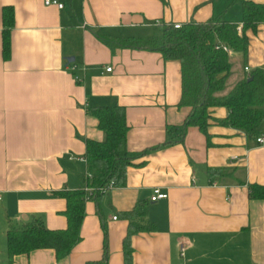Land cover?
<instances>
[{
  "label": "crops",
  "instance_id": "obj_1",
  "mask_svg": "<svg viewBox=\"0 0 264 264\" xmlns=\"http://www.w3.org/2000/svg\"><path fill=\"white\" fill-rule=\"evenodd\" d=\"M59 1L62 8L43 0H0V264H126L130 218L124 213L130 211L136 224L150 228L131 234L129 264H264V198H250L248 190V184L264 186V143L211 121V144L188 126L182 141L162 145L170 137L167 127L181 126L188 112L178 107L180 63L119 43L148 36L142 34L156 20L219 18L237 23L242 34L241 3ZM4 7L11 10L7 58L1 52ZM245 33L246 52L229 54L221 95L255 69L264 79V22ZM115 104L125 109L129 151L159 146L127 168L123 185L85 200L80 240L65 256L41 248L9 261V226L39 216L47 229L65 228V201L57 192L84 186V140L104 139L89 110ZM211 115L223 119L227 110L213 107ZM209 168L225 174L211 179ZM156 187L167 197L151 201Z\"/></svg>",
  "mask_w": 264,
  "mask_h": 264
},
{
  "label": "trees",
  "instance_id": "obj_2",
  "mask_svg": "<svg viewBox=\"0 0 264 264\" xmlns=\"http://www.w3.org/2000/svg\"><path fill=\"white\" fill-rule=\"evenodd\" d=\"M241 3L242 34L237 33V23L212 18L202 23H184L179 28L174 23L158 21L152 24L151 35L138 38H121L120 45L128 48L156 51L166 60L180 63L181 96L178 107H187L188 112L184 123L179 127H167L170 136L162 143L165 145L182 141L188 126H196L210 142L208 127L210 122L239 129L250 139L261 135L264 122V79L261 69L251 71L239 80L226 94L220 93L225 88L231 64L229 54L218 44H224L232 52L245 53L248 38L246 29H255L258 23L264 22V3H254L248 0H238ZM2 57L9 54L7 30L11 24V10L2 9ZM102 39L101 36H99ZM106 43H111L102 39ZM222 106L227 110L223 119H215L211 115L213 107ZM92 116L97 119V126L104 132L102 141L84 140V160L90 178L84 185L92 188L90 192L79 189H63L57 195L64 199L65 207L61 214L65 217L64 229H47L39 216H31L29 221L19 226H9L5 232L6 254L8 259L15 254L28 253L33 249L50 248L57 259L65 256L80 240L79 227L84 215V202L96 198L99 188L109 183L115 186L123 185L126 170L129 166L137 165L135 161L155 146L140 152L127 149L126 136L128 125L125 119V109L120 105H106L91 108ZM138 164H141L138 163ZM212 179L225 174L221 168L207 170ZM249 196L253 199L264 198V186L248 184ZM129 221L128 234L124 240V255L126 264L130 263L131 249L129 239L132 233L149 229L136 224L132 220L133 211L124 213ZM105 256V252H103ZM86 264H97L87 262Z\"/></svg>",
  "mask_w": 264,
  "mask_h": 264
},
{
  "label": "built area",
  "instance_id": "obj_3",
  "mask_svg": "<svg viewBox=\"0 0 264 264\" xmlns=\"http://www.w3.org/2000/svg\"><path fill=\"white\" fill-rule=\"evenodd\" d=\"M43 2H44V4H46V5H54V6H56L57 8H62V3L59 1V0H43ZM158 23V21L156 20L153 24H157ZM181 26V23H178V22H176V23H174L173 24V27H175V28H179ZM237 31L238 32H240L241 31V27L240 26H238L237 27ZM222 48L225 52H227L228 54H230L231 53V50H230V48L228 47V46H226V45H224V44H218L217 46H216V48ZM106 72H108V71H111V67H106L105 69H104ZM245 70H248V68L247 67H245ZM73 78L75 79V80H78V76H76V75H73ZM255 141H256V143H258V144H263L264 143V134H261V135H259L256 139H255ZM84 178H85V180L86 179H88V178H90V174L89 173H86L85 174V176H84ZM115 187V185L113 184V183H109V184H107L106 186H104V187H100L99 188V191H100V193H103V192H106V191H108V190H111L112 188H114ZM92 190V188L91 187H89L88 185H84L83 186V191L84 192H90ZM167 197V194L165 193V192H162L159 188H154L153 189V194H152V196L150 197V200L151 201H156V200H160V199H164V198H166ZM114 219L116 218L115 216L113 217ZM180 249L181 250H183L184 249V247H183V245H181L180 246Z\"/></svg>",
  "mask_w": 264,
  "mask_h": 264
},
{
  "label": "rangeland",
  "instance_id": "obj_4",
  "mask_svg": "<svg viewBox=\"0 0 264 264\" xmlns=\"http://www.w3.org/2000/svg\"><path fill=\"white\" fill-rule=\"evenodd\" d=\"M142 33V32H141ZM153 33V31H152V27H149L147 30H146V32H144V34H142V35H151Z\"/></svg>",
  "mask_w": 264,
  "mask_h": 264
},
{
  "label": "water",
  "instance_id": "obj_5",
  "mask_svg": "<svg viewBox=\"0 0 264 264\" xmlns=\"http://www.w3.org/2000/svg\"><path fill=\"white\" fill-rule=\"evenodd\" d=\"M71 60H73V58H71V57L70 58H67V61H71Z\"/></svg>",
  "mask_w": 264,
  "mask_h": 264
}]
</instances>
